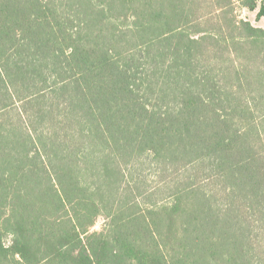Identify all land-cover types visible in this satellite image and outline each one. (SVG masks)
<instances>
[{
    "label": "trees",
    "instance_id": "1",
    "mask_svg": "<svg viewBox=\"0 0 264 264\" xmlns=\"http://www.w3.org/2000/svg\"><path fill=\"white\" fill-rule=\"evenodd\" d=\"M239 2L255 22L0 0V264H264V0Z\"/></svg>",
    "mask_w": 264,
    "mask_h": 264
},
{
    "label": "rangeland",
    "instance_id": "2",
    "mask_svg": "<svg viewBox=\"0 0 264 264\" xmlns=\"http://www.w3.org/2000/svg\"><path fill=\"white\" fill-rule=\"evenodd\" d=\"M233 8H234V13L238 19L240 18H246L251 20L252 22H255L256 19V11H249L248 9H245L241 6V3L239 2V0H233ZM217 4V2L215 3V5ZM258 23L260 26L264 27V18L261 19L260 21L256 22ZM101 221L97 222V225L94 227L95 229H101Z\"/></svg>",
    "mask_w": 264,
    "mask_h": 264
}]
</instances>
